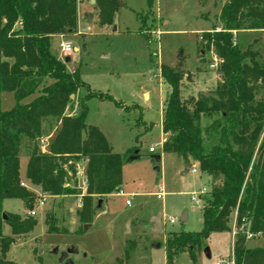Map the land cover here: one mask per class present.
<instances>
[{"label":"trees","instance_id":"16d2710c","mask_svg":"<svg viewBox=\"0 0 264 264\" xmlns=\"http://www.w3.org/2000/svg\"><path fill=\"white\" fill-rule=\"evenodd\" d=\"M79 2L0 0V95L11 92L16 101L7 111L0 107V264H11L7 254L15 238L29 234L36 225L32 216L5 212L4 200L19 199L31 210L39 194L50 198L81 195L74 185L80 166L86 180L82 208L77 212L80 220L90 218L97 208H93L94 198L121 191L124 156L112 152L103 133L85 121L90 100L110 101L115 106L118 102L92 90L78 71L69 72L50 50L52 38L78 33ZM93 5L100 23L112 24L118 0H94ZM151 7L152 0H148ZM140 19L141 32L145 24ZM240 31H264V0H226L212 29L199 37L200 60L212 52L219 61V81L208 94L182 99L186 73L178 67H160L168 88L161 109L165 136L161 151L178 156L190 168L197 164L198 171L209 177V190L200 197L201 230L169 233L166 264H173L184 252L196 263L203 242L213 233L230 232L232 218L237 229L234 264H264V249L245 244L247 234L264 236V135L259 142L264 125V63L250 46L243 50L234 44ZM81 89L85 95L72 108L70 96H77ZM30 96L31 101L22 103ZM209 115L218 116L212 125L216 143L205 153L201 120ZM23 143L29 152L22 180ZM53 223L54 217L48 215L47 232L59 233ZM4 225L10 235L3 234Z\"/></svg>","mask_w":264,"mask_h":264},{"label":"rangeland","instance_id":"374dc122","mask_svg":"<svg viewBox=\"0 0 264 264\" xmlns=\"http://www.w3.org/2000/svg\"><path fill=\"white\" fill-rule=\"evenodd\" d=\"M79 1L78 33L52 38L50 50L66 64L69 72L78 71L81 80L92 90L109 94L118 102L119 106H115L110 101L90 100L85 121L103 133L112 152L124 156L121 191L102 198L99 209L95 208L99 199L94 198L95 209L86 220H80L77 213L82 208L81 196L85 194L80 188L82 174L75 178L74 184L81 195L47 197L43 206L35 201L36 225L29 234L15 238L7 260L11 264H66L59 262V257L71 248L76 254L68 258L74 264H166L165 239L169 233L201 230L202 201L191 200V196L198 197L209 190V177L198 171L197 164L185 172L178 156L161 151V142L165 139L160 128L161 109L168 88L159 71L164 64L186 73L188 77L181 82L182 99L208 94L215 87L219 81L216 72L219 61L212 52L206 53L201 61L198 42L202 32L212 29L226 0H152L150 10L148 0H118L116 23L112 21L110 25L100 23L97 9L88 0ZM85 14L91 18L86 19ZM141 16L145 25L140 32ZM82 21L87 22L85 31L80 26ZM233 39L237 47L244 50L250 46L258 52L259 62L264 63V31H240ZM62 41L71 42L73 53L69 62H65L66 56L59 48ZM180 53L182 60H178ZM143 92H146L145 98ZM84 95L85 90L81 89L77 96H70L74 101L72 108ZM32 98L27 97L22 103ZM15 103L13 93H1L3 111ZM217 118L209 115L201 120L205 153L216 143L212 125ZM263 135L264 125L259 142ZM28 152V144L23 143L22 175ZM133 152L138 154L130 159ZM157 154L163 155L158 171L150 161ZM193 168L197 169L196 173L192 172ZM3 210L30 216L29 209L19 199L4 200ZM157 213H161L162 230L152 232L149 221ZM48 215L54 217L53 224L59 233L47 232ZM236 231L235 218H232L230 232L213 233L203 242L196 263L184 252L174 258L173 264L234 262ZM3 234L10 235L7 225L3 227ZM245 244L248 248L264 249V236L249 238L247 234ZM205 248H209V257L203 253ZM55 249L58 254L53 253Z\"/></svg>","mask_w":264,"mask_h":264},{"label":"water","instance_id":"95a60500","mask_svg":"<svg viewBox=\"0 0 264 264\" xmlns=\"http://www.w3.org/2000/svg\"><path fill=\"white\" fill-rule=\"evenodd\" d=\"M89 2H90V4H93L94 0H89ZM84 16H85L86 19L91 18V15H89V14H85ZM115 23H116V19L114 17L113 24H115ZM80 26H81L82 30L85 31L87 29V22L86 21L80 22ZM178 60H182L181 53L178 56ZM69 61H70V58L66 57L65 58V62H69ZM71 97H73V96H71ZM143 97L144 98L146 97V92H143ZM135 158H136V156H133L130 159H135ZM150 161H151L152 164H154V166H155L154 169L156 171H158L159 170L158 163L160 162V155L159 154L152 155L151 158H150ZM189 169H190V165L186 164L185 165V172H188ZM101 204H102V199H99L98 202H97V206H96L97 209H99L101 207ZM3 219L4 220L6 219V215L5 214H3ZM185 220H186V216L183 215V217L181 218V221L184 222ZM149 224L151 225V231L152 232H160L162 230L161 213H157L154 216H152L151 220L149 221ZM128 225H129V222H127V229H128ZM85 228L87 229L88 225H86ZM53 253L54 254H58V250L55 249L53 251ZM203 253H204V255L206 257H209L210 256L209 248H205ZM71 254H76V250L70 248V249H67L65 252H62L60 254V257H59V262H65L66 264H74L73 261L68 258L69 255H71Z\"/></svg>","mask_w":264,"mask_h":264},{"label":"built area","instance_id":"2783aa9c","mask_svg":"<svg viewBox=\"0 0 264 264\" xmlns=\"http://www.w3.org/2000/svg\"><path fill=\"white\" fill-rule=\"evenodd\" d=\"M234 44H235V41H234ZM59 48L62 51L63 55L66 56V57H70L72 55V53H73L72 45H71V42H69V41H62V42H60L59 43ZM45 141H46V139L45 140L44 139H41V143L43 144L44 147H45V144H46ZM149 152L153 153L154 152V149L153 148H149ZM192 172L193 173H196L197 172V169L196 168H193L192 169ZM80 174L83 175V179L81 181L80 188H81V190H85L86 180H85V172H84L83 166L78 167L76 177H78ZM20 185L21 186H24V183L21 182ZM160 197H161L160 195H157V198H160ZM200 197H201V195H198V197H197V195L193 194L191 196V200H196L197 198L200 199ZM46 199H47V196L42 195V194H39V197H38V206H43L44 205V202L46 201ZM126 204L129 205V202L127 201ZM28 213L32 217L35 216L36 215L35 208H32L31 210H29ZM170 222L172 223L173 220H170ZM248 237L250 238L251 235L248 234ZM216 264H219V263H216ZM229 264H234V262L231 261V262H229Z\"/></svg>","mask_w":264,"mask_h":264},{"label":"crops","instance_id":"0c3cea01","mask_svg":"<svg viewBox=\"0 0 264 264\" xmlns=\"http://www.w3.org/2000/svg\"><path fill=\"white\" fill-rule=\"evenodd\" d=\"M224 3H225V2H224ZM222 6H223V5H222ZM222 6H221V7H222ZM220 10H221V8H220ZM219 12H220V11H219ZM218 14H219V13H218ZM217 16H218V15H217ZM208 31H209V30H208ZM261 32H262V31H261ZM75 50H76V49H75ZM59 60H61V59H59ZM61 61H62V60H61ZM160 128H161V120H160ZM161 131H162V130H161ZM153 153H154V152H153ZM163 154H164V153H163ZM133 156H137L136 153H135ZM162 156H163V155L161 154V155H160V160L162 159ZM20 174H21V178H22V176L24 177V175H22V170H21V169H20Z\"/></svg>","mask_w":264,"mask_h":264}]
</instances>
